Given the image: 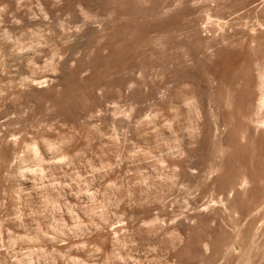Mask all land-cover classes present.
Instances as JSON below:
<instances>
[{"label":"rangeland","instance_id":"1","mask_svg":"<svg viewBox=\"0 0 264 264\" xmlns=\"http://www.w3.org/2000/svg\"><path fill=\"white\" fill-rule=\"evenodd\" d=\"M263 122L264 0H0V264H264Z\"/></svg>","mask_w":264,"mask_h":264},{"label":"bare ground","instance_id":"2","mask_svg":"<svg viewBox=\"0 0 264 264\" xmlns=\"http://www.w3.org/2000/svg\"><path fill=\"white\" fill-rule=\"evenodd\" d=\"M228 6H229V5H228ZM231 7H232V6H231ZM235 13H236V12H235ZM229 23H230V22H229ZM249 26H250V25H249ZM231 27H232V26H231ZM121 32H122V31H121ZM117 42H118V41H117ZM242 42H243V41H242ZM126 45H127V44H126ZM243 50H244V49H243ZM125 55H126V54H125ZM185 66H186V65H185ZM185 79H186V78H185ZM181 80H182V79H181ZM124 84H125V83H124ZM261 86H263V85L261 84ZM130 89H131V88H130ZM249 91H250V90H249ZM261 99H262V98H261ZM259 105H260V104H259ZM261 105H262V103H261ZM257 116H258V115H257ZM257 119H259V118H257ZM257 119H256V120H257ZM260 119H261V118H260ZM261 120H262V119H261ZM261 120H259V122H257V121H258V120H257L255 123H258V124H256V125H259V123H260V126L263 125L262 122H261ZM262 121H263V120H262ZM240 123H241V122H240ZM263 123H264V122H263ZM256 127H257V126H256ZM250 129H251V128H250ZM257 130H258V129H257ZM257 137H258V136H257ZM250 140H251V139H250ZM235 148H236V147H235ZM257 161H258V160H257ZM253 177H254V176H253Z\"/></svg>","mask_w":264,"mask_h":264}]
</instances>
